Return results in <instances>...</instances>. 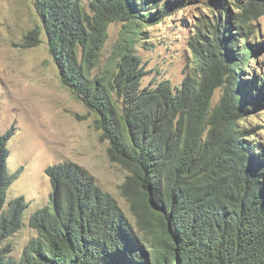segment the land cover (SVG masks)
Listing matches in <instances>:
<instances>
[{"label": "trees", "instance_id": "trees-1", "mask_svg": "<svg viewBox=\"0 0 264 264\" xmlns=\"http://www.w3.org/2000/svg\"><path fill=\"white\" fill-rule=\"evenodd\" d=\"M212 2L190 41L196 73L178 86L142 87L135 46L182 3L35 0L40 25L24 46L45 35L62 84L96 114L111 161L129 171L122 194L138 227L90 170L63 162L47 168L50 202L28 219L38 235L12 255L4 242L22 228L28 202L9 199L16 176L7 168L9 139L0 137V264H264V143L249 141L254 129L240 125L264 99L256 78L242 79L264 46L248 41L264 0ZM119 21L125 27L103 63Z\"/></svg>", "mask_w": 264, "mask_h": 264}, {"label": "rangeland", "instance_id": "rangeland-1", "mask_svg": "<svg viewBox=\"0 0 264 264\" xmlns=\"http://www.w3.org/2000/svg\"><path fill=\"white\" fill-rule=\"evenodd\" d=\"M90 1L83 3L88 7ZM178 1L183 5L158 24L146 26L147 38L139 39L135 46L142 59V87H153L164 80L178 86L196 73L190 41L195 38L197 24L212 15L208 3L213 4L214 0ZM229 7L237 13L232 4ZM217 9L220 8H214L216 16ZM254 23L258 33L248 41L264 45V15ZM124 24L111 23L103 63L119 40ZM38 25L35 0H0V137L9 139L7 168L16 176L9 186V199L24 195L28 202L22 228L4 242L12 244V255L18 258L26 244L38 235L28 219L50 202L52 183L46 170L55 164L75 162L90 170L138 227L131 204L122 194L129 171L111 161L109 142L101 139V130L96 127V114L62 84L45 35L41 43L24 46L26 35ZM249 65L242 79L256 78L264 86V46L254 53ZM222 92L216 91L214 105ZM253 92L258 91L254 88ZM249 108V115L240 125L254 129L246 137L249 141L264 143V99L261 106L251 103Z\"/></svg>", "mask_w": 264, "mask_h": 264}]
</instances>
